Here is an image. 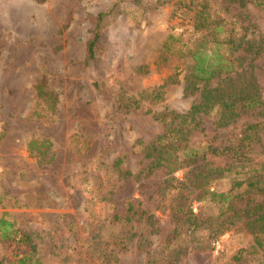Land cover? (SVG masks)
I'll return each instance as SVG.
<instances>
[{"label":"rangeland","instance_id":"rangeland-1","mask_svg":"<svg viewBox=\"0 0 264 264\" xmlns=\"http://www.w3.org/2000/svg\"><path fill=\"white\" fill-rule=\"evenodd\" d=\"M202 10L236 43L259 45L250 64L261 105L223 127L201 115L203 129L190 146L234 147L245 126L259 122L242 143L244 158L205 159L244 170L264 165V0L244 7L226 0H0V213L28 235L40 264H264V240L256 246L242 219L209 239L206 230L174 237L172 204L187 167L166 186L161 168L146 173L136 143L164 131L155 113L184 111L197 96L182 92L188 61L159 56V46L169 32L185 42L198 37L190 17ZM41 75L38 97L33 84ZM160 85L159 98L146 96ZM30 139L41 141L37 150H27ZM228 186L227 177L215 183ZM182 195L194 213H219L195 190ZM10 259L0 240V264Z\"/></svg>","mask_w":264,"mask_h":264},{"label":"trees","instance_id":"trees-1","mask_svg":"<svg viewBox=\"0 0 264 264\" xmlns=\"http://www.w3.org/2000/svg\"><path fill=\"white\" fill-rule=\"evenodd\" d=\"M246 1L253 0H226L227 3H236L240 7H244ZM209 17L203 10L190 17L193 32H199V36L193 40L185 42L178 34L169 32L161 41L159 56L169 54L188 61L182 92L196 93L197 96L184 111L163 110L155 113L154 118L164 124V131L146 144H141L140 141L136 143L143 157L148 160L144 168L146 173L161 168L166 175L164 179V182L168 183L166 186L174 179L173 173L176 170L187 167L182 174L183 180L178 182L176 192L178 200L172 204L174 237L179 234L190 235L195 230H206L205 238L209 239L242 219L243 227L253 234V243L260 246L264 240V236L261 235L264 234V165L254 163L255 167L247 166V170H244V165L225 163L223 166H215L205 159L206 153L227 156L232 161L234 156L244 158L241 155V148H244L242 143L244 140H252L260 128L259 122L248 123L238 144L231 148H219L210 144L203 148H195L189 143L192 133L203 129L200 126L201 115H210L215 127H223L233 122L241 112L261 105L250 64L259 54V45L249 40L236 43L234 38L228 37V29L220 19ZM97 37L96 26L87 45L88 58L93 55L92 48ZM207 42L213 44L215 48L207 49ZM216 48H223V51L218 52ZM232 49H240L242 54L232 56L230 52ZM44 81L45 78L41 75L33 84L38 97L44 93ZM160 88L161 85L146 96L152 99L159 98ZM133 103L134 107H137V100H133ZM36 144H41V141L28 140L27 150H37ZM127 174L128 171L124 172V176ZM223 177L228 178L229 186L226 190H217L215 183ZM211 186L213 188L210 189ZM187 188L195 190L200 199L216 203L219 213L215 216L206 215L200 210L194 213L181 200L183 189ZM240 201L242 203L237 206ZM131 209L133 208L129 203L127 210ZM0 240L4 242L6 251L11 256L6 264H40L28 235L18 232L5 212L0 213Z\"/></svg>","mask_w":264,"mask_h":264}]
</instances>
